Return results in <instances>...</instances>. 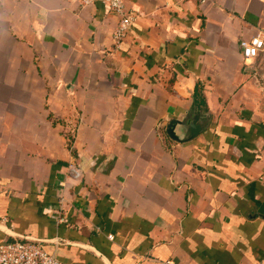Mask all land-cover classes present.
Returning <instances> with one entry per match:
<instances>
[{
    "label": "crops",
    "instance_id": "crops-1",
    "mask_svg": "<svg viewBox=\"0 0 264 264\" xmlns=\"http://www.w3.org/2000/svg\"><path fill=\"white\" fill-rule=\"evenodd\" d=\"M126 6L116 46L98 0H0V244L60 264H264V51L239 47L264 0Z\"/></svg>",
    "mask_w": 264,
    "mask_h": 264
},
{
    "label": "built area",
    "instance_id": "built-area-1",
    "mask_svg": "<svg viewBox=\"0 0 264 264\" xmlns=\"http://www.w3.org/2000/svg\"><path fill=\"white\" fill-rule=\"evenodd\" d=\"M106 5L117 17L118 24L113 35L116 46L128 36L136 16L127 9L126 0H98ZM239 47L245 61H251L264 51V27L248 40H242ZM70 174L76 180L82 177L77 165H70ZM112 239V237H109ZM0 264H60L56 257L49 254L40 242L29 239L6 241L0 244Z\"/></svg>",
    "mask_w": 264,
    "mask_h": 264
},
{
    "label": "water",
    "instance_id": "water-1",
    "mask_svg": "<svg viewBox=\"0 0 264 264\" xmlns=\"http://www.w3.org/2000/svg\"><path fill=\"white\" fill-rule=\"evenodd\" d=\"M198 119H199V117H196L195 120L193 121L194 123H192V125H191V130H190V134H191V136H190V137H194V136H196L197 134L200 133V131H201V129H202V127H201L200 125H198V123H197V122H198ZM177 123H178V121L173 120V121L168 125V130H167L168 135H169L171 138L175 139V140H178V139H176V137H175V135H174V127H175V125H177Z\"/></svg>",
    "mask_w": 264,
    "mask_h": 264
}]
</instances>
